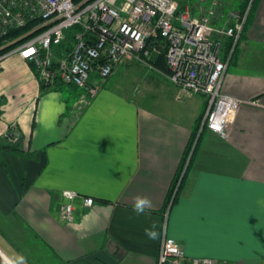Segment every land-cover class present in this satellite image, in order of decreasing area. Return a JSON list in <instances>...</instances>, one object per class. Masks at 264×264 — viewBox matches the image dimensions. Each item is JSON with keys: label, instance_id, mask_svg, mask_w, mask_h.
Returning a JSON list of instances; mask_svg holds the SVG:
<instances>
[{"label": "crops", "instance_id": "obj_1", "mask_svg": "<svg viewBox=\"0 0 264 264\" xmlns=\"http://www.w3.org/2000/svg\"><path fill=\"white\" fill-rule=\"evenodd\" d=\"M232 52L221 91L243 103L226 138L202 133L171 200L204 114L200 96L162 73L128 84L135 62L95 80L93 98L77 88L45 90L17 55L2 59L0 145L21 152L0 149V264H157L162 238L188 258L264 264V0ZM66 191L94 200L89 208L76 200L71 223L59 217ZM137 195L152 201L140 216ZM152 225L155 239L145 235Z\"/></svg>", "mask_w": 264, "mask_h": 264}, {"label": "built area", "instance_id": "obj_2", "mask_svg": "<svg viewBox=\"0 0 264 264\" xmlns=\"http://www.w3.org/2000/svg\"><path fill=\"white\" fill-rule=\"evenodd\" d=\"M209 1L205 10L201 3L206 0L196 5L181 0H0V50L15 45L0 61L17 55L40 85L73 86L93 98L100 89L95 80H107L118 64L136 61L156 70L151 58L158 57V48L147 44L159 37L166 48L164 77L185 95L204 100L200 131L205 127L226 138L243 102L223 94L222 83L253 0L244 11L230 12L226 20L222 1ZM77 27L69 50L57 53L67 32ZM22 30L27 31L13 36ZM225 41H231V48L222 60ZM62 198L59 217L68 223L74 220L76 200L85 208L94 204L70 191ZM157 264L216 263L188 258L177 243L162 238Z\"/></svg>", "mask_w": 264, "mask_h": 264}, {"label": "trees", "instance_id": "obj_3", "mask_svg": "<svg viewBox=\"0 0 264 264\" xmlns=\"http://www.w3.org/2000/svg\"><path fill=\"white\" fill-rule=\"evenodd\" d=\"M248 2H249V0H245L244 3L241 4V6L239 7L241 11H244L247 8ZM256 2H257V0L252 1V4H251L250 10L248 12L247 20H246V23L244 25L243 30L246 28V26H247V24H248V22L252 16V11L256 5ZM78 29H79L78 27L72 28L67 32L65 41L57 49H55V51L57 53H61L65 50L66 51L69 50V48L71 47L72 42H73L74 34L76 31H78ZM26 31L27 30H22L20 32H17L16 34H13V36L15 37V36L21 35L22 33H25ZM14 46L15 45H12L10 47H7V48L0 50V57L2 55L6 54L7 52H9L12 48H14ZM147 46L148 47L153 46V47L158 48L159 55H158L157 59L155 60V62L153 63V65L162 74H167L168 70H167L166 59H165V56H166L165 43L159 37H157L154 39L153 38L150 39ZM230 48H231V41H229V43L227 44V50L229 51ZM233 52H232V55H233ZM41 87H42V89L46 90V88H44V86L41 85ZM56 87L57 88L59 87V89L67 87V88H72L73 90L74 89L77 90L73 86H65V85H60V84H57L55 86V89H56ZM202 116L203 115L200 116V118L197 120V122L193 128L192 135L190 137L189 143H188L186 151L184 153L182 162L180 163V166L178 168V171H177L176 176L174 178V181L172 183L170 193L168 196V200L175 198L183 187L186 175L189 171L191 163H192V161L195 157V154L197 152V147H198L200 137H201L202 133L206 130V128L204 127L200 131V123L202 120ZM0 149L5 150V151L14 152V153H20L21 152V150L19 149L18 146H10V145L1 146L0 145Z\"/></svg>", "mask_w": 264, "mask_h": 264}, {"label": "rangeland", "instance_id": "obj_4", "mask_svg": "<svg viewBox=\"0 0 264 264\" xmlns=\"http://www.w3.org/2000/svg\"><path fill=\"white\" fill-rule=\"evenodd\" d=\"M181 1H183L184 3H187V4H189V5H193V4H198L199 3V0H181ZM219 1H221V0H219ZM242 1V0H241ZM240 0H228V1H226V0H224V1H222V4H221V7H220V9H221V12H222V17H223V20H226L227 19V17H228V14L230 13V12H234V11H236V10H238V9H236V5L235 4H240V2H241ZM244 1L245 0H243V2L242 3H244ZM201 6H204V9L205 10H208L209 8H210V1L209 0H206V2H204V3H201ZM227 7H229V9H226ZM127 62H135V63H132V64H135L136 65V67L137 68H135V69H132L131 70V72H129V75L127 76V78H126V76H125V81L128 83V84H130V85H132L133 86V84L136 82V81H138V78L140 77L141 78V75L142 74H145L146 75V73H153L154 75H155V72L156 73H159V71L158 70H155L154 68H150V67H148V65H145V64H141V63H139V62H136V61H126V62H124V63H121V65H123V64H126ZM141 64V65H139V64ZM118 65H120V64H118ZM118 65L114 68V69H116L117 67H118ZM130 66H132L131 64H130ZM139 68H141V71L139 70ZM139 70V71H138ZM132 72H135V74L134 75H132ZM113 74H114V71H113V73H112V75H111V77L113 76ZM136 75V76H135ZM160 75H162V74H160ZM139 76V77H138ZM110 77V78H111ZM68 88L67 87H65V89H64V91L66 92V93H68Z\"/></svg>", "mask_w": 264, "mask_h": 264}, {"label": "clouds", "instance_id": "obj_5", "mask_svg": "<svg viewBox=\"0 0 264 264\" xmlns=\"http://www.w3.org/2000/svg\"><path fill=\"white\" fill-rule=\"evenodd\" d=\"M151 208L152 201L148 197L137 195L134 198L132 210L137 216L144 215L146 211ZM155 227V225H152L151 227L145 229V235L148 236L149 239H155L157 237Z\"/></svg>", "mask_w": 264, "mask_h": 264}, {"label": "water", "instance_id": "obj_6", "mask_svg": "<svg viewBox=\"0 0 264 264\" xmlns=\"http://www.w3.org/2000/svg\"><path fill=\"white\" fill-rule=\"evenodd\" d=\"M157 57L156 56H152L151 60H155Z\"/></svg>", "mask_w": 264, "mask_h": 264}]
</instances>
